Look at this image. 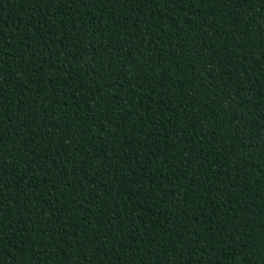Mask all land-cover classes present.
<instances>
[{
	"label": "trees",
	"instance_id": "obj_1",
	"mask_svg": "<svg viewBox=\"0 0 264 264\" xmlns=\"http://www.w3.org/2000/svg\"><path fill=\"white\" fill-rule=\"evenodd\" d=\"M0 264H264V0H0Z\"/></svg>",
	"mask_w": 264,
	"mask_h": 264
}]
</instances>
